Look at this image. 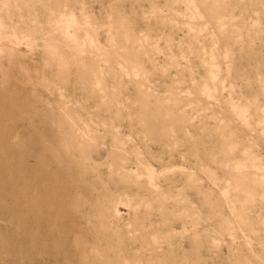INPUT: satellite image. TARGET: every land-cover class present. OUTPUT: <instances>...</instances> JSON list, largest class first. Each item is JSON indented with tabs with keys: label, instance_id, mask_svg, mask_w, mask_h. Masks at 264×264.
Returning <instances> with one entry per match:
<instances>
[{
	"label": "rangeland",
	"instance_id": "374dc122",
	"mask_svg": "<svg viewBox=\"0 0 264 264\" xmlns=\"http://www.w3.org/2000/svg\"><path fill=\"white\" fill-rule=\"evenodd\" d=\"M0 264H264V0H0Z\"/></svg>",
	"mask_w": 264,
	"mask_h": 264
}]
</instances>
